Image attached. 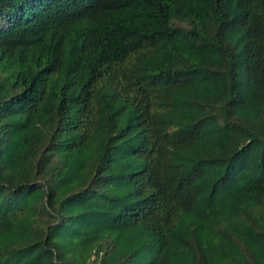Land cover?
Here are the masks:
<instances>
[{
	"label": "trees",
	"instance_id": "obj_1",
	"mask_svg": "<svg viewBox=\"0 0 264 264\" xmlns=\"http://www.w3.org/2000/svg\"><path fill=\"white\" fill-rule=\"evenodd\" d=\"M0 264H264V0H0Z\"/></svg>",
	"mask_w": 264,
	"mask_h": 264
}]
</instances>
